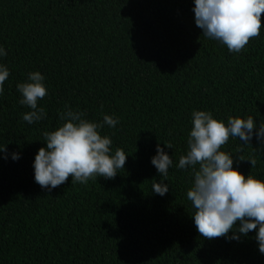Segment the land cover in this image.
<instances>
[{
	"label": "trees",
	"instance_id": "trees-1",
	"mask_svg": "<svg viewBox=\"0 0 264 264\" xmlns=\"http://www.w3.org/2000/svg\"><path fill=\"white\" fill-rule=\"evenodd\" d=\"M193 8L194 0H0V64L10 72L0 94V264H264L258 228L239 240L200 236L187 199L194 176L177 167L193 111L264 122V16L259 37L233 53L202 34ZM36 71L46 116L29 124L17 86ZM69 107L92 122L116 118L100 132L113 154L128 156L113 180L70 176L49 191L33 164L43 133ZM158 143L173 160L166 178L151 162ZM221 150L264 180L255 135L251 144L230 137ZM153 179L169 191L156 194Z\"/></svg>",
	"mask_w": 264,
	"mask_h": 264
},
{
	"label": "clouds",
	"instance_id": "clouds-1",
	"mask_svg": "<svg viewBox=\"0 0 264 264\" xmlns=\"http://www.w3.org/2000/svg\"><path fill=\"white\" fill-rule=\"evenodd\" d=\"M193 11L195 24L206 38L217 40L229 51L239 53L252 38L260 35L264 0H194ZM6 55L0 46V56ZM9 75V69L0 64V94ZM44 80L40 72H31L28 82L17 86L23 97L19 103L31 109L22 116L29 124L46 116L44 108H38V100L47 95ZM84 116L85 113L69 107L59 113L60 126L43 133L46 147L39 149L33 164L35 182L42 188L51 191L67 182L70 176L72 184H86L96 177L113 180L118 170L124 169L128 155L120 148L113 154L112 140L100 132L105 125L115 128L118 120L105 114L103 122L97 123ZM191 122L187 152L181 155L177 167L191 168L194 176L187 199L195 210L191 216L198 233L208 240L220 237L239 240L241 234L247 236L258 228L255 239L260 253L264 254V180L251 173L245 176L233 167V155L221 150L230 137L251 144L254 135L264 148V122L257 126L252 116L246 119L229 116L226 124L208 111H193ZM257 127L258 131H254ZM163 145L172 148L169 142ZM0 153H7V147L0 148ZM12 158L17 160L20 154L13 153ZM238 159L249 161L252 168L256 166L254 158L245 159L240 155ZM151 162L165 178L173 164L172 157L160 143ZM152 190L163 196L169 186L153 179ZM233 230L234 235L229 236Z\"/></svg>",
	"mask_w": 264,
	"mask_h": 264
}]
</instances>
